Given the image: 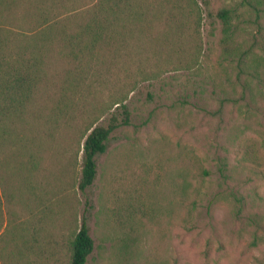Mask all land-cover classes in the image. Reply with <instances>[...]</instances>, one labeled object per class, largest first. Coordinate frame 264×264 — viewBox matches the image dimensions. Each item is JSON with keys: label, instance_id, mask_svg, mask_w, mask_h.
<instances>
[{"label": "rangeland", "instance_id": "374dc122", "mask_svg": "<svg viewBox=\"0 0 264 264\" xmlns=\"http://www.w3.org/2000/svg\"><path fill=\"white\" fill-rule=\"evenodd\" d=\"M52 1L10 19L33 32L41 6L73 32L97 2ZM131 1L91 55L51 64L36 119L0 124V264H69L83 218L86 264H264V9L254 41L253 0ZM125 117L81 193L85 134Z\"/></svg>", "mask_w": 264, "mask_h": 264}, {"label": "trees", "instance_id": "16d2710c", "mask_svg": "<svg viewBox=\"0 0 264 264\" xmlns=\"http://www.w3.org/2000/svg\"><path fill=\"white\" fill-rule=\"evenodd\" d=\"M56 2L57 0L51 2L50 10L54 8ZM245 4L255 14L252 23L257 28V34L253 36V40H260L262 32L259 17L264 9V0H253V3L247 1ZM131 5H133L131 0H97L95 5H88L91 9L85 13L87 17L76 30L73 29V32L58 28L57 19L51 23L47 22V18L50 17L46 13L47 9L36 6L37 18L33 24H37L35 26L37 29L25 34L27 32L22 31L20 23L14 24L10 19L12 9L19 6V0H0V124L9 120H12L13 124H19L20 122L17 123L15 120L36 119L33 117V105L39 93L47 92L49 86L47 74L51 64L58 59L72 61L75 56L88 53L91 55L99 47L97 45L103 43L105 24H117L121 20L122 10L130 9ZM230 13L231 11L227 9L217 12V17L227 27ZM14 25H17L21 32L12 29ZM78 72L69 79L72 88L77 86ZM120 125H128V117L121 122L112 118L107 126H95L85 134L81 150L82 168L77 184L81 193H85L93 184L97 174L96 158L105 153L111 133ZM53 171L52 163L43 171L44 186L48 185V179ZM29 172L32 178L36 177L35 165L30 166ZM238 201L240 206L241 202ZM238 211L239 215L241 208ZM93 250L94 241L83 218L80 228L70 242L69 264H86Z\"/></svg>", "mask_w": 264, "mask_h": 264}]
</instances>
